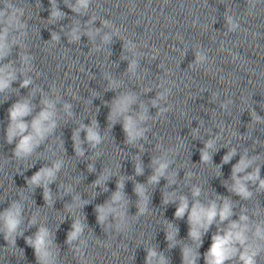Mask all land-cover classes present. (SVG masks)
Masks as SVG:
<instances>
[{"label":"clouds","instance_id":"clouds-1","mask_svg":"<svg viewBox=\"0 0 264 264\" xmlns=\"http://www.w3.org/2000/svg\"><path fill=\"white\" fill-rule=\"evenodd\" d=\"M51 12L49 22H55L65 18L66 13L59 10L56 0H50ZM91 4V0H74V2H68L67 7L71 9L73 13L78 15L87 14V10ZM10 9L11 12H8ZM22 10L14 7L11 3H6L5 10H0V94L16 93L19 89L12 87L13 83L19 80L20 88H28L33 84V79L29 72H31V60L32 57L26 54L24 51L19 53V64L16 66L15 61H9L5 63L6 58L10 57L12 47L19 45L21 49L26 46L21 42V37L26 35L23 31L26 29V23L20 20ZM96 17L93 16L87 23L91 25L95 21ZM229 31H235L239 25L232 19V17H226ZM104 27H111V23L108 20H103ZM118 33V30H116ZM100 29L88 30L83 33L90 39H94L98 35ZM18 33V35H14ZM69 42H78L81 38V30L79 23L72 27L67 33ZM53 42L59 41V35L55 32L51 37ZM103 43H111V35L105 34L102 37ZM135 45L131 41L125 42V49L131 50ZM205 56L197 52L196 63H203ZM137 68V61L133 59L129 63L128 71L135 72ZM109 80L108 88L110 90H116L120 85L115 79L110 76L106 77ZM163 87V85H160ZM149 89H145L148 91ZM40 91L38 88H33L27 97H21L8 109L9 123L6 129V142L11 145L15 143L13 149V155L17 160L26 161L29 157H32L46 139L53 134L58 127V111L56 104L60 100L57 95L55 98H50L47 95L42 96L40 101L41 110L33 116L31 121H27L25 118L32 115L36 105L33 104L32 99L36 95V92ZM169 89H165L157 94L156 99L151 101L152 106L159 107V101L166 100L169 93ZM137 102V95L133 92H123L113 99L110 105V112L108 115L109 127L114 125L117 121L122 122L123 131L125 134V143L128 145H135L137 141L146 139L145 133L149 131L148 127H144V123L150 119L148 116L147 107L141 103L140 111L133 113L132 106ZM227 105H222L226 107ZM72 105L69 103L63 104V111L67 116H72ZM168 111L167 108H159L157 117ZM253 121L261 122V117L254 111L251 113ZM154 119V118H153ZM85 132V140L82 141L80 133ZM193 135H198V130H193ZM72 139L74 142V150L77 156H83L84 150L82 148L83 143H87L91 148H97L104 140V137L100 134L99 124L93 119L90 124L80 123L79 126L73 131ZM221 139L219 135L214 138L208 139L204 142V147L200 150V162L202 164H211L212 155L218 151L216 147L217 141ZM60 147H63V142H60ZM157 147H161L157 145ZM173 151L169 149L165 151L159 157H153L151 161L152 174L148 178L147 183L150 185H156L161 178H164L168 182V186L176 183L177 172L175 170L169 172L170 165L173 161L168 158V153ZM237 154L236 148H231L226 155L223 156L222 164L229 163L232 158ZM259 155L249 156L247 151H244L240 155L239 161L233 165L231 170V183L224 181L225 187L229 192L239 196L242 200H249L253 196V191L249 189V184L257 185V192L264 191V179L260 176V161ZM31 166V165H29ZM63 166L61 159H56L52 162L51 166H43L37 171L28 181L30 188L36 186H42L44 188V199L46 204L51 206L52 198L48 185L53 183L57 178V173L60 172ZM215 175H221L220 166H214ZM251 168V171H247ZM93 170V166L89 165V171ZM144 168L137 157L135 162L136 175L143 174ZM111 172L109 169H105L104 173L94 182L95 185H100L103 181L107 180ZM186 179H191L193 173L187 172ZM123 177L117 181V191L113 193L110 201L105 205H98L96 212L98 213L97 220L100 224H104L109 214H112L116 220L117 232L124 231L127 227V212L126 205L127 200L123 195ZM69 186L66 191L71 192ZM106 190V189H105ZM135 192L139 197L137 202V216L149 214V196L146 194V188L144 185L137 183L135 186ZM202 195L201 187L193 186L191 188L192 201L188 196L183 194H177L176 192L165 191L163 194V203L165 205L169 203L177 204L175 217L177 219L184 218L187 213V222L189 225L188 236L195 245V247L185 245L182 248L183 264H197L199 259V249L202 244L203 236L209 231V229L216 225L217 231L212 235L211 246L205 254V264H227V262L235 261V264H257V257L264 252V220L252 219L247 214V208H242L238 219H232L236 213L234 212L235 202L228 197H222L216 195L214 198L202 201L200 199ZM79 196L74 197V202L79 201ZM81 202V205L82 206ZM76 204H70L67 206L69 212L72 211ZM23 205L18 201H13L10 207L0 212V234H3L4 239L8 245L15 247L16 237L23 235L20 229L23 221ZM254 217L260 216V211L257 208L253 211ZM30 225L37 224V217L33 215L29 220ZM85 225L80 219L74 218L72 223V230L68 233L67 243L72 244L74 241L80 240L83 234ZM178 229L172 224L166 225V239L169 242V248L174 247L177 244L176 236ZM27 244L35 249L37 260L39 264H54V257L50 251L52 244L51 234L49 230L40 226L34 237L26 238ZM84 244L85 241H80ZM77 247L76 251H79ZM146 264H169V261L164 257L162 253H158L155 248L148 247L146 249Z\"/></svg>","mask_w":264,"mask_h":264}]
</instances>
